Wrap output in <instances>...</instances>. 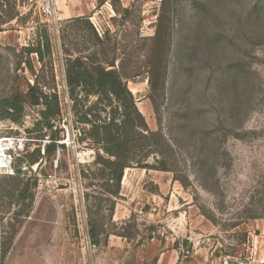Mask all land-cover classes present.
Listing matches in <instances>:
<instances>
[{
  "label": "rangeland",
  "instance_id": "1",
  "mask_svg": "<svg viewBox=\"0 0 264 264\" xmlns=\"http://www.w3.org/2000/svg\"><path fill=\"white\" fill-rule=\"evenodd\" d=\"M0 137V264H264V0H0Z\"/></svg>",
  "mask_w": 264,
  "mask_h": 264
},
{
  "label": "trees",
  "instance_id": "2",
  "mask_svg": "<svg viewBox=\"0 0 264 264\" xmlns=\"http://www.w3.org/2000/svg\"><path fill=\"white\" fill-rule=\"evenodd\" d=\"M98 75L99 77H106L107 79H109L108 83H110V93L113 94V95H116L119 99L120 97L118 96V88H123L124 91L127 92V95H128V99L130 100V104H131V107L136 111V113L140 114L138 109H137V106H136V103L133 99V95L130 91L127 90V88L125 86L122 85L121 81H120V78L119 76L117 75L116 72L114 71H106V70H98ZM126 88V89H125ZM123 105V108L125 107V111L122 112V113H119L118 111H115L112 113V119H116L117 115L119 114L121 117H123V122H124V125L123 127L126 128V126H128V121H129V113H127V107L126 105H124V103H120L119 104V108H121V106ZM127 121V122H126ZM90 125V132L95 136V137H98V138H101L100 137V134L102 133V140L107 143V144H110L112 141L110 140V138L108 137V134H109V129H110V125H111V122H107V120H104V123L103 125H97L95 123H93L94 121H87ZM145 130H147V126H145ZM118 134H123V132L121 131H117ZM147 136V135H146ZM119 146H122V144H118ZM105 151L111 155H114L116 157V161H106V163H108L107 167L111 170V176H113L119 183L120 181L122 180V177H123V174H124V169L127 167V165L124 163H121L119 160L122 158V154L121 152L119 151H115L114 149L112 148H109L107 146H105Z\"/></svg>",
  "mask_w": 264,
  "mask_h": 264
},
{
  "label": "built area",
  "instance_id": "3",
  "mask_svg": "<svg viewBox=\"0 0 264 264\" xmlns=\"http://www.w3.org/2000/svg\"><path fill=\"white\" fill-rule=\"evenodd\" d=\"M50 2H49V5ZM50 8V7H49ZM45 13H48L49 15H53L54 13L50 10H44ZM63 83V94H62V101L64 102V105L66 106L65 112L67 114L68 119V123L71 124V128H69V126H66V124L64 125L65 128L68 130L67 132V138L63 141H61V144H66L67 146H73V148H75L74 150H77V146H76V142L79 138L80 133V128L75 124L72 123V120L70 121V119H73V112H72V100L70 97V93L67 89V83L66 80H62ZM66 122V121H64ZM24 138L23 137H0V144H6L7 147L5 148L6 153H8L10 150H16L18 148V146L22 145L24 143ZM77 157L80 159H78L77 161V167L80 166V164H84V163H91L96 159V153L94 152L93 149H85L84 151H80L77 152ZM80 160V161H79ZM2 168H8L13 172V168L11 166V163H9V165L7 167H0V170Z\"/></svg>",
  "mask_w": 264,
  "mask_h": 264
},
{
  "label": "bare ground",
  "instance_id": "4",
  "mask_svg": "<svg viewBox=\"0 0 264 264\" xmlns=\"http://www.w3.org/2000/svg\"><path fill=\"white\" fill-rule=\"evenodd\" d=\"M6 147H7L6 144H3V143L0 144V167L6 164L5 159H4L6 158V152H4Z\"/></svg>",
  "mask_w": 264,
  "mask_h": 264
}]
</instances>
